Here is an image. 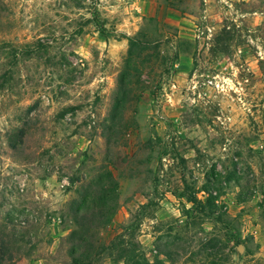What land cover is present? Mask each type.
<instances>
[{
	"label": "rangeland",
	"instance_id": "374dc122",
	"mask_svg": "<svg viewBox=\"0 0 264 264\" xmlns=\"http://www.w3.org/2000/svg\"><path fill=\"white\" fill-rule=\"evenodd\" d=\"M0 264H264V0H0Z\"/></svg>",
	"mask_w": 264,
	"mask_h": 264
},
{
	"label": "trees",
	"instance_id": "16d2710c",
	"mask_svg": "<svg viewBox=\"0 0 264 264\" xmlns=\"http://www.w3.org/2000/svg\"><path fill=\"white\" fill-rule=\"evenodd\" d=\"M144 39L141 38H128L129 42V49L127 52L126 62L125 66L123 67V70H121L119 77H118V97L115 99V108L114 111L118 115L113 116V120L120 121L121 117L123 118V112L125 109L126 103L130 100V96L132 94L131 85L132 82L130 80L131 76V69L135 68V71H138L137 64L134 60L135 54H137V57H140L142 49H145L146 44H150L151 41L147 38V35H143ZM139 65V63H138ZM138 73V72H137ZM121 122V121H120Z\"/></svg>",
	"mask_w": 264,
	"mask_h": 264
}]
</instances>
